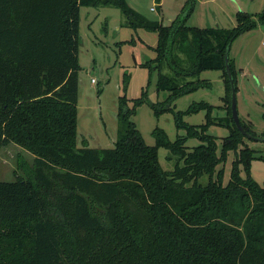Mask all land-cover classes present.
Returning a JSON list of instances; mask_svg holds the SVG:
<instances>
[{
	"label": "trees",
	"instance_id": "trees-1",
	"mask_svg": "<svg viewBox=\"0 0 264 264\" xmlns=\"http://www.w3.org/2000/svg\"><path fill=\"white\" fill-rule=\"evenodd\" d=\"M82 5L118 6L128 26L156 33L155 57L145 65L156 71V89L168 92L153 102L143 88L131 104L118 96L117 137L108 148L76 147ZM235 20L231 27L190 26L180 17L163 24L126 0H0V146L32 154L15 157L22 175L0 180V264H264V181L249 174L250 161L264 155L255 156L233 121L224 60L227 53L236 91L229 47L243 30L264 25V7L256 16L237 11ZM206 69H219L228 89L229 123L217 124L229 132L219 152L207 133L214 121L206 101L174 110L184 135L170 140L155 126L147 144L132 120L136 107L173 111L176 96L211 85L198 77ZM201 108L203 123L181 120ZM240 125L264 139V131ZM190 137L200 142L188 148ZM159 146L175 157L173 169L160 166ZM230 150L224 184L217 165Z\"/></svg>",
	"mask_w": 264,
	"mask_h": 264
},
{
	"label": "rangeland",
	"instance_id": "rangeland-1",
	"mask_svg": "<svg viewBox=\"0 0 264 264\" xmlns=\"http://www.w3.org/2000/svg\"><path fill=\"white\" fill-rule=\"evenodd\" d=\"M137 12L151 19L169 24L180 17L186 25L196 27H231L235 25V12L244 11L256 16L264 7V0H126ZM191 2V3H190ZM78 32V95L76 147L85 143L88 147L108 148L114 145L119 126L117 119L118 96L125 94L128 104L146 89L149 101H162L168 92L157 90L156 71L149 70L146 60L155 57L153 46L156 33L142 28L133 29L126 23L121 9L115 5H82L79 10ZM233 61L236 78V107L238 118L257 134L264 131V25L257 24L240 32L231 42L228 52ZM129 75L124 89L123 78ZM199 78L207 79L210 86L198 87L179 94L172 100L173 111L163 110L154 114L148 102L136 107L132 116L137 129L147 144H154L152 129H164L170 140L184 135L185 128L177 127L174 110L186 111L193 102L212 104L210 118L214 121L207 133L215 137L219 152L220 142L228 135L227 126L217 124L219 119L229 123L227 111L228 89L219 69H206ZM91 78L94 81H91ZM205 110L184 112L181 120L189 124L205 121ZM231 125V121L230 124ZM244 143L255 149V156L264 155V139L243 138ZM199 139L190 137L188 148L198 144ZM31 159L32 154L14 143L0 146V180H12L17 175L15 157ZM169 150L159 146L158 161L164 170H171L175 157ZM235 154L228 151L226 160L217 165L223 167L222 182L229 178L231 162ZM244 171H241L243 174ZM249 174L258 183L264 181V161H250ZM215 175H213V178ZM206 184L208 176H200Z\"/></svg>",
	"mask_w": 264,
	"mask_h": 264
},
{
	"label": "water",
	"instance_id": "water-1",
	"mask_svg": "<svg viewBox=\"0 0 264 264\" xmlns=\"http://www.w3.org/2000/svg\"><path fill=\"white\" fill-rule=\"evenodd\" d=\"M228 56L227 53L224 56V60H225V71L227 73L228 76V80L230 83V110H231V116L233 118L234 123L236 124L237 128L248 138H256L259 139L258 137H254L252 134L246 132L240 125V120L238 118V112H237V107H236V91H235V85L233 83V77L228 65Z\"/></svg>",
	"mask_w": 264,
	"mask_h": 264
},
{
	"label": "built area",
	"instance_id": "built-area-1",
	"mask_svg": "<svg viewBox=\"0 0 264 264\" xmlns=\"http://www.w3.org/2000/svg\"><path fill=\"white\" fill-rule=\"evenodd\" d=\"M91 81H94V79H93V78H91Z\"/></svg>",
	"mask_w": 264,
	"mask_h": 264
}]
</instances>
